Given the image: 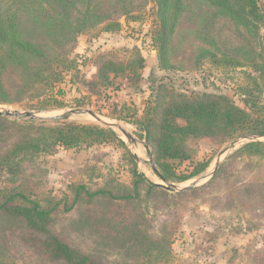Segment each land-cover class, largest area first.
Here are the masks:
<instances>
[{"label":"rangeland","instance_id":"374dc122","mask_svg":"<svg viewBox=\"0 0 264 264\" xmlns=\"http://www.w3.org/2000/svg\"><path fill=\"white\" fill-rule=\"evenodd\" d=\"M257 2L264 15V0ZM88 3L92 14L82 24L84 1L69 10L77 27L60 21L47 4L17 12L19 39L46 56L48 69L43 82L20 92L18 70L8 63L3 78L11 101L0 111L8 120L36 125L108 127L127 149L116 141L57 146L37 155L36 165L23 162L19 172L0 168V204L22 192L50 212L45 231L103 264H264V150H244L251 142L264 144V135L230 137L222 127H204L180 141L178 157L158 154L164 112L184 98H207L264 117L262 16L248 15L240 1L233 13L216 0ZM106 61L114 65L104 79L99 71ZM14 136L10 128L0 130V151ZM131 156L163 190L141 183L137 194ZM161 171L171 180H163ZM81 185L131 198L93 200L77 193ZM49 235L3 207L0 264H61L47 252Z\"/></svg>","mask_w":264,"mask_h":264},{"label":"trees","instance_id":"16d2710c","mask_svg":"<svg viewBox=\"0 0 264 264\" xmlns=\"http://www.w3.org/2000/svg\"><path fill=\"white\" fill-rule=\"evenodd\" d=\"M76 1H84L86 9L80 12V24L90 18L92 14L91 4L89 0H0V104L7 103L9 92L5 85L3 73L8 67V63L15 66L18 70L20 86L19 91H25L30 88V85L43 82L44 74L47 72V58L43 53H40L37 48L28 42L19 39L15 31V19L17 12L21 8H39L43 9V4L50 5L58 16L60 21L67 22L71 27V14L69 10L74 7ZM166 2L167 0H163ZM220 2L224 8L231 13L235 12V3L242 2V9L257 18L264 15L260 12L257 0H216ZM58 8V9H57ZM233 15V14H232ZM236 15V14H234ZM77 17L74 21L78 23ZM78 25V24H76ZM56 58V57H55ZM56 58L55 60H57ZM54 60V61H55ZM114 65L112 61L104 62V69H100V77L108 78V68ZM181 103H174L164 112V128L158 139V154L160 157H178L182 153L181 142L190 136L200 135L201 129L222 127L224 131L229 133L230 137L244 135L247 132L257 135H264V117H253L246 111L241 110L233 105L223 107L219 102L207 98H202L195 102L189 98H184ZM185 118L186 125H180L176 121L177 118ZM37 124L35 121H15L8 120L0 115V130L10 128L12 134L15 135L12 142L0 151V168H6L8 171L15 173L19 172V166L23 162H30L33 165L34 158L41 152L49 151L52 147H80L84 145H95L106 143L108 141L119 142L125 147V143L119 138L116 131L111 128L95 125V124H47L45 121ZM140 124L141 121H140ZM143 125V124H142ZM144 127V126H142ZM232 128V129H229ZM149 136H152L150 130H147ZM127 149V148H126ZM248 152H262L264 144L261 142H251L244 148ZM133 164L132 174L135 177L134 187L138 194L141 183H146L149 191L163 190L162 187L151 182L143 173L137 169L136 161L131 156ZM166 168V165L163 166ZM204 168L197 170L192 176L180 178V181L190 179L199 173ZM169 171V170H167ZM162 177L170 181L171 177L161 171ZM85 191L89 198L96 200L100 196L109 195L111 199H129L130 195L116 197L111 192L99 190L89 192L84 185L78 186L77 193ZM15 197H20L24 202L32 204L31 207H26L23 203L11 205ZM5 207L6 210L16 213L24 217L31 227L41 230L44 234H50L48 241L46 240L45 247L53 258L59 259L61 264H103L93 260L92 256L79 252L71 247L68 242L61 240L56 235L45 231L50 212L41 210V205L38 202L30 200L27 195L22 192L16 193L8 198L6 202L0 204V210ZM143 247L147 245H142Z\"/></svg>","mask_w":264,"mask_h":264},{"label":"water","instance_id":"95a60500","mask_svg":"<svg viewBox=\"0 0 264 264\" xmlns=\"http://www.w3.org/2000/svg\"><path fill=\"white\" fill-rule=\"evenodd\" d=\"M7 115H14V114H11L10 112H5ZM92 113V112H91ZM4 113L3 112H1L0 111V115L2 116ZM92 114H94V113H92ZM16 115H19V113H16ZM21 115L22 116H25V117H31V118H33V119H36L37 118V116L35 115V114H33V113H31V112H25V113H21ZM48 119H60V118H65L64 116H49V117H47ZM109 125H111L112 127L114 126V124H109ZM126 133V132H125ZM160 177L163 179V180H165L163 177H162V175L160 174ZM198 182V181H197ZM197 182H195L194 184H192L191 186H188L187 188H190V187H192V186H196V184H197ZM186 188V189H187Z\"/></svg>","mask_w":264,"mask_h":264},{"label":"bare ground","instance_id":"6f19581e","mask_svg":"<svg viewBox=\"0 0 264 264\" xmlns=\"http://www.w3.org/2000/svg\"><path fill=\"white\" fill-rule=\"evenodd\" d=\"M121 130H122V128H121ZM124 131V130H123ZM122 134V133H121ZM140 151V150H139Z\"/></svg>","mask_w":264,"mask_h":264}]
</instances>
